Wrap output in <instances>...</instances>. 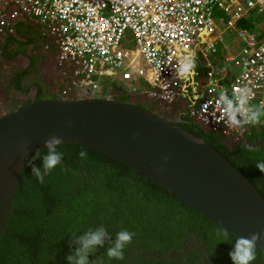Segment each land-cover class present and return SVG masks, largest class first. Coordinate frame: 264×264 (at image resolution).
<instances>
[{"label":"trees","instance_id":"obj_1","mask_svg":"<svg viewBox=\"0 0 264 264\" xmlns=\"http://www.w3.org/2000/svg\"><path fill=\"white\" fill-rule=\"evenodd\" d=\"M220 13L215 10L213 14ZM257 21L258 18H249L239 25L253 28ZM13 29L0 45V57L12 58L23 52L19 46L22 41L29 43L32 55L27 65L12 72L9 87L19 94L28 93L31 86L37 91L33 99L11 101L14 103L11 110L45 98L47 88L56 97L59 94L64 98L73 96L76 90L73 82L68 90L63 88V81H73L72 69L68 67L61 68L56 90L41 81L40 57L50 56L41 49L40 43L43 46L44 42L38 41L40 28L24 20L17 22ZM259 36L263 37L264 31L261 30ZM224 53L222 46L217 45L213 60L222 59ZM215 66L220 71L230 72V66L221 67L216 63ZM199 68L207 79L208 66L203 62ZM193 72L194 84L197 82L196 67ZM108 86L111 85H104V88ZM115 88L113 85L108 89L114 91ZM115 97L163 111L153 99L122 92ZM190 110H181V126L220 151L264 196V173L255 166L256 162L264 161V117L258 124L248 125L239 142L230 144L223 133L212 131L194 119ZM81 149L87 152V158H80ZM58 150L63 153L62 163L45 175L43 183L31 172L29 162L35 152L22 163L0 236V264H68L65 257L75 248L71 243L73 236L99 226L105 227L112 241L122 228L134 236L122 260L107 256L111 241H106L103 247L89 254L92 264H232L228 253L239 237L203 217L165 187L90 146L62 143ZM40 153L43 156L46 149H40ZM32 164L42 169L41 159L33 160ZM251 264H264L263 250L256 247V258Z\"/></svg>","mask_w":264,"mask_h":264},{"label":"built area","instance_id":"obj_2","mask_svg":"<svg viewBox=\"0 0 264 264\" xmlns=\"http://www.w3.org/2000/svg\"><path fill=\"white\" fill-rule=\"evenodd\" d=\"M258 14H264V0H0V40L18 21H36L44 49L60 68L72 69V97H97L118 77L122 93L153 99L163 111L178 94L180 58L199 56L207 79L190 115L224 136L235 131L238 140L248 125L225 126L218 94L246 85L254 92L251 103H264V36L239 25ZM220 25L244 43L238 53H224L237 68L233 73L220 71L213 60L223 41Z\"/></svg>","mask_w":264,"mask_h":264},{"label":"water","instance_id":"obj_3","mask_svg":"<svg viewBox=\"0 0 264 264\" xmlns=\"http://www.w3.org/2000/svg\"><path fill=\"white\" fill-rule=\"evenodd\" d=\"M118 97V96H117ZM182 119L118 98L33 100L0 115V236L25 158L51 135L95 148L165 187L235 236L264 233V196ZM264 251V236L256 241Z\"/></svg>","mask_w":264,"mask_h":264},{"label":"clouds","instance_id":"obj_4","mask_svg":"<svg viewBox=\"0 0 264 264\" xmlns=\"http://www.w3.org/2000/svg\"><path fill=\"white\" fill-rule=\"evenodd\" d=\"M43 47V46H42ZM44 48V47H43ZM61 68L59 67V71ZM195 70V61L191 55H185L180 58L178 75L185 78ZM254 92L248 86H241L233 93L221 91L218 94L220 105L224 108V123L228 128L236 129L244 125H255L264 117V103L253 104ZM63 141L59 136L51 135L45 141L43 148L46 153L41 156L40 150H35L31 164L32 175L40 182H44V177L54 168L62 163L63 153L58 150V146ZM81 159L87 158V152L81 149L78 153ZM41 159V166L37 167L32 164L33 160ZM255 166L264 173V161H258ZM225 235H227L225 233ZM134 233L126 228H122L115 235L112 241L108 231L104 226L88 229L82 235L73 236L72 244L75 248L68 254L65 259L68 264H92L89 261V254L94 253L98 247H103L106 241H111V246L107 248V256L112 259L122 260L124 258L125 248L132 243ZM264 236V233H251L248 237L239 236L236 239L232 250L228 253L232 264H251L256 258V241Z\"/></svg>","mask_w":264,"mask_h":264},{"label":"rangeland","instance_id":"obj_5","mask_svg":"<svg viewBox=\"0 0 264 264\" xmlns=\"http://www.w3.org/2000/svg\"><path fill=\"white\" fill-rule=\"evenodd\" d=\"M35 26L37 25L36 21H33ZM223 26L220 25L219 29L217 32H222V37L223 41L219 43L218 45H221L223 50L225 51H232L234 53H238L243 47L244 43L240 39V37L237 36V33L235 30H225L222 31ZM255 30L256 32H260L261 30L264 31V14H258V21H257V26L255 28H251V30ZM40 34H41V28H40ZM7 35V34H6ZM12 37L15 39L16 38V32L12 35ZM22 45L20 50H23V52L15 54L12 58H7L5 56L0 57V115H2L5 110V106H8L11 101L14 100H25L27 98L33 99L34 96L36 95L37 89L33 86H31V89L29 90L28 93L26 94H19L17 92H14L13 89L9 87V81L8 79L10 78L12 72L15 69H21L25 65L28 64V57L31 56V49L29 43L22 41ZM42 43H40L41 45ZM225 45V47H223ZM42 46V45H41ZM13 47H16V44L13 43ZM12 47V48H13ZM13 52V49L11 50ZM51 57L49 58H44L40 57V73H41V81L44 85H49L52 90H56L59 86V81L57 82L59 78L58 70L56 71L55 67H53L50 64ZM195 67L197 70V73L195 74V79L197 80V85H199L201 88L205 87L206 84V77H205V72L199 68L200 64L203 63L202 59L197 56L195 59ZM216 64H219L221 67H228L229 64H227L223 58L222 59H215ZM230 71L233 73L237 71V68H234L233 66H230ZM184 78H179V83L181 80ZM73 81L69 80L64 82L63 81V88L64 90H68L70 85L72 84ZM110 85L113 87L115 85V90L108 89L111 86H109L107 89H103L100 92V95L97 97H105V98H116L115 95H119L120 92H123L125 89V83L119 79L118 77L114 78ZM54 92H50V89L47 88V94L45 98H55L56 96ZM61 94L57 95L60 96ZM69 98H72V94L68 96ZM161 114L165 115L164 113L161 112ZM237 134V133H236ZM235 134V131L226 134L225 137L230 138L233 140V138H236L237 135ZM243 135H241L242 137ZM241 137H239L241 139ZM239 140V139H238Z\"/></svg>","mask_w":264,"mask_h":264},{"label":"flooded vegetation","instance_id":"obj_6","mask_svg":"<svg viewBox=\"0 0 264 264\" xmlns=\"http://www.w3.org/2000/svg\"><path fill=\"white\" fill-rule=\"evenodd\" d=\"M32 23L34 24V22H32ZM38 41H40V36H38ZM41 49H42V51L47 53V56L51 57L52 60L50 61V64L53 67H55V69H57L58 73H59L60 72L59 66L56 64V61H55V54L51 50H45L42 46H41ZM193 73L194 72H192L191 75L185 77L183 80L180 81L178 94H177L173 104L169 107V109L166 112H164L166 117H168L170 119H176L178 117L181 118L182 113H183L181 110L193 108L197 104V99L199 100L200 97L203 95L204 88H201L196 83L193 84V82H194L193 76H192ZM60 74H61V72H60ZM60 74H59V78L61 77ZM119 95H120V93H119ZM13 104L14 103H12V102L9 103L8 106H5V110L10 111L12 109ZM226 140L230 144H231V142H239V140H231L230 138H228Z\"/></svg>","mask_w":264,"mask_h":264},{"label":"crops","instance_id":"obj_7","mask_svg":"<svg viewBox=\"0 0 264 264\" xmlns=\"http://www.w3.org/2000/svg\"><path fill=\"white\" fill-rule=\"evenodd\" d=\"M6 35L2 36L1 37V40H0V45L3 43L4 39H5ZM55 62V61H54ZM57 70V69H56ZM179 81V80H178ZM180 84V83H179Z\"/></svg>","mask_w":264,"mask_h":264}]
</instances>
